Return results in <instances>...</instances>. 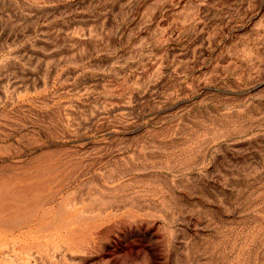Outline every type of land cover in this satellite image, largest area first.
Here are the masks:
<instances>
[{
	"label": "rangeland",
	"instance_id": "obj_1",
	"mask_svg": "<svg viewBox=\"0 0 264 264\" xmlns=\"http://www.w3.org/2000/svg\"><path fill=\"white\" fill-rule=\"evenodd\" d=\"M0 264H264V0H0Z\"/></svg>",
	"mask_w": 264,
	"mask_h": 264
}]
</instances>
